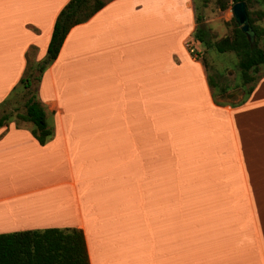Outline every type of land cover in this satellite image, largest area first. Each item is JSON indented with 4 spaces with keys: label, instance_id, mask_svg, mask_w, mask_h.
<instances>
[{
    "label": "crops",
    "instance_id": "1",
    "mask_svg": "<svg viewBox=\"0 0 264 264\" xmlns=\"http://www.w3.org/2000/svg\"><path fill=\"white\" fill-rule=\"evenodd\" d=\"M67 1L0 0V102ZM194 28L191 0H111L68 31L36 89L49 139L0 127V234L78 229L88 264H264V74L215 104Z\"/></svg>",
    "mask_w": 264,
    "mask_h": 264
},
{
    "label": "trees",
    "instance_id": "2",
    "mask_svg": "<svg viewBox=\"0 0 264 264\" xmlns=\"http://www.w3.org/2000/svg\"><path fill=\"white\" fill-rule=\"evenodd\" d=\"M110 1L68 0L55 17L44 57L35 62L32 59L34 49L29 48L27 51L25 69L18 85H22L24 89L28 90V93L23 103V112L15 114V119L31 124L30 133L39 145H43L51 136V131L45 123L43 108L36 97V88L41 74L55 60L68 31L73 26L86 22ZM226 1L227 3L230 2V6L237 2L245 4L252 39L247 40L246 35L234 24L230 36L211 42L205 29L201 26V20L198 16L194 17L195 28L191 37L195 43L204 48H212L217 53L232 52L235 54L237 68L243 82L245 84L251 83V86L245 92L246 98L259 79L251 78L249 76L250 72H257L260 66H264V48L257 46V41L264 38V27L252 24L249 9L254 5L259 8L264 7V0ZM227 3L219 4V9H225ZM256 14L264 17V9H259ZM32 80L35 84L34 88H32ZM206 81L211 90L213 102L221 105V103L214 100L213 88H216V85L208 75H206ZM218 91L221 96L227 94L225 86H221ZM5 103L6 99L0 102V107ZM9 119V114H2L0 116V127L7 124ZM14 123L18 126L16 121ZM0 264H88L83 234L75 228H48L0 234Z\"/></svg>",
    "mask_w": 264,
    "mask_h": 264
},
{
    "label": "rangeland",
    "instance_id": "3",
    "mask_svg": "<svg viewBox=\"0 0 264 264\" xmlns=\"http://www.w3.org/2000/svg\"><path fill=\"white\" fill-rule=\"evenodd\" d=\"M191 1L194 17H200V24L205 29L209 41L214 42L221 39L222 37L231 35L234 24L236 23L232 19L229 10L231 7L229 5L230 2L227 3L226 0ZM225 3H227L226 8L220 10L219 4L222 5ZM259 9H264V7L259 8L255 5L250 7V19L252 20L253 25L264 27V17H260L256 14V11ZM257 46L259 48H264V38H261L257 41ZM192 54L196 59L202 62L206 75H208L216 85V88H213L215 102L221 103V105L223 103L233 106L239 104V102L245 98V92L249 86H251V83L245 84L243 82V79L241 78L240 72L237 68V57L234 53H217L212 48H204L199 45L197 50L193 51ZM263 74L264 66H260L257 72H250L249 76L254 79L256 78L255 80H257ZM221 86H225L227 88V95H231L230 97L225 98L224 96L220 95L218 89ZM34 87L35 84L32 80V88ZM27 93L28 90L24 89L22 85H18L17 88L11 92L8 98H6V103L0 107V116L2 114H9V122L16 121L18 126H22L23 123L15 119V114L23 112V103L26 100ZM45 123L47 127H50L47 119ZM174 174L175 185L181 187V194L186 195L185 192H187V187H191V185H189V181L191 180L194 182L195 179L193 176L195 177L197 175H192L191 169H175ZM120 175V177H123L121 172ZM199 181L202 182L200 176L196 178V182ZM127 196L130 197V206L127 209H130V213L138 216L140 214L139 212H141L139 191L136 189L129 191V189H127Z\"/></svg>",
    "mask_w": 264,
    "mask_h": 264
},
{
    "label": "water",
    "instance_id": "4",
    "mask_svg": "<svg viewBox=\"0 0 264 264\" xmlns=\"http://www.w3.org/2000/svg\"><path fill=\"white\" fill-rule=\"evenodd\" d=\"M230 13L234 22L239 26L242 33L246 35L247 40L252 39V34L248 25V18L245 10V4L243 2L233 3L230 7Z\"/></svg>",
    "mask_w": 264,
    "mask_h": 264
},
{
    "label": "built area",
    "instance_id": "5",
    "mask_svg": "<svg viewBox=\"0 0 264 264\" xmlns=\"http://www.w3.org/2000/svg\"><path fill=\"white\" fill-rule=\"evenodd\" d=\"M186 46L191 54L193 53V51H195L193 42L187 41Z\"/></svg>",
    "mask_w": 264,
    "mask_h": 264
}]
</instances>
